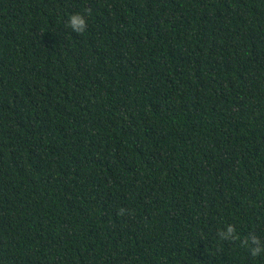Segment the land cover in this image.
<instances>
[{
    "label": "trees",
    "instance_id": "16d2710c",
    "mask_svg": "<svg viewBox=\"0 0 264 264\" xmlns=\"http://www.w3.org/2000/svg\"><path fill=\"white\" fill-rule=\"evenodd\" d=\"M227 224L264 239V0H0V264H264Z\"/></svg>",
    "mask_w": 264,
    "mask_h": 264
},
{
    "label": "clouds",
    "instance_id": "9594fccd",
    "mask_svg": "<svg viewBox=\"0 0 264 264\" xmlns=\"http://www.w3.org/2000/svg\"><path fill=\"white\" fill-rule=\"evenodd\" d=\"M89 16L90 10L72 13L67 19L66 27L69 28L72 33L82 35L89 28ZM124 211V209H121V214H123ZM217 236L220 241L235 242L240 240L234 224L225 225L224 229L217 232ZM240 243L242 246L248 247L251 256L259 257L264 255V239H261V237L257 236L255 233H249L243 240H240Z\"/></svg>",
    "mask_w": 264,
    "mask_h": 264
}]
</instances>
